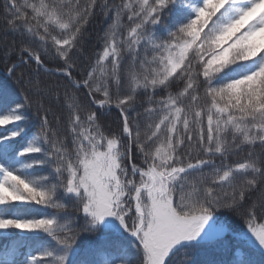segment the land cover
<instances>
[{"label":"snow or ice","instance_id":"obj_1","mask_svg":"<svg viewBox=\"0 0 264 264\" xmlns=\"http://www.w3.org/2000/svg\"><path fill=\"white\" fill-rule=\"evenodd\" d=\"M0 66V264L264 255V0H3Z\"/></svg>","mask_w":264,"mask_h":264},{"label":"trees","instance_id":"obj_2","mask_svg":"<svg viewBox=\"0 0 264 264\" xmlns=\"http://www.w3.org/2000/svg\"><path fill=\"white\" fill-rule=\"evenodd\" d=\"M3 5V0H0V7ZM96 31H100V25H96ZM0 88H6L10 91H15L16 93H19V85L15 82V79L7 75V73L4 71L3 67L0 66ZM46 174V173H41ZM34 207L36 211H34L33 215H42L44 213H52L53 210L51 209H44L42 206H30ZM221 219L224 223L230 225L233 233H239L241 230H244V225L242 222L236 218L228 215L227 213L221 214ZM36 234H30V233H23L20 234V236H27L31 237ZM41 237H43L44 234H39ZM20 237H13V236H4L0 234V249L4 248L6 245H8L13 239H18ZM114 238V237H112ZM97 237L96 236H84L81 238V241L78 243V248L80 249L81 256L84 255L85 251L91 248L94 243L96 242ZM50 243L49 239H29L24 241V247L21 249L22 256L28 253V252H34L39 251L43 247L48 246ZM126 243V242H125ZM241 241H238L234 235H230L226 242L218 243V244H204L200 246L197 249L193 250H202V249H209L208 253L210 254H218V255H224L229 258V251L228 248L230 246L235 247L238 244H241ZM249 258L252 260L253 264H264V255H262L258 250L252 249L248 252ZM192 253L190 255L186 253H180L176 257V264H185V261L190 259L192 257ZM128 256H125V259H128ZM198 264H225L223 262H218L215 260H203L202 258L199 259Z\"/></svg>","mask_w":264,"mask_h":264},{"label":"rangeland","instance_id":"obj_3","mask_svg":"<svg viewBox=\"0 0 264 264\" xmlns=\"http://www.w3.org/2000/svg\"><path fill=\"white\" fill-rule=\"evenodd\" d=\"M208 251L209 249L191 250L193 256L190 259L193 261V264H198L200 258H202L203 260H215L227 264V261L229 259L227 256L218 254L212 255L208 253Z\"/></svg>","mask_w":264,"mask_h":264}]
</instances>
